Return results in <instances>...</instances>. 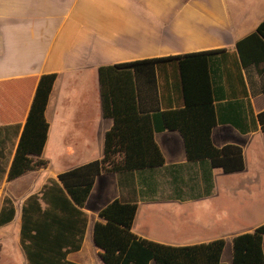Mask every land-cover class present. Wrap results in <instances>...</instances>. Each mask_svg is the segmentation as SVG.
<instances>
[{
	"label": "crops",
	"instance_id": "crops-1",
	"mask_svg": "<svg viewBox=\"0 0 264 264\" xmlns=\"http://www.w3.org/2000/svg\"><path fill=\"white\" fill-rule=\"evenodd\" d=\"M263 21L264 0H0V129L10 128L0 134V212L6 198L16 212L0 227V237L13 234L19 241L22 206L49 180L103 158L113 120L103 117L101 67L202 52L236 55L237 43ZM229 55L211 62L218 117L212 141L217 148L240 146L245 169L232 174L213 169L212 193L198 198L199 169L187 162L182 136L157 130L165 166L97 177L84 209L89 223L83 245L68 255L70 262L103 264L94 226L99 212L117 199L137 201V236L170 246L223 239L225 264H233V239L264 224V132L258 123L253 129L250 115V107L254 116L264 112L262 80L255 67L241 69L240 77ZM47 74H57L45 112L49 133L41 159L47 166L9 181L39 79ZM156 88L160 105L152 116L183 107L175 64H160ZM154 123L160 127L159 118ZM226 179L233 180V189L223 188ZM224 193L238 199V228L224 212ZM149 218L156 234L145 230ZM19 253L27 264L21 246Z\"/></svg>",
	"mask_w": 264,
	"mask_h": 264
},
{
	"label": "trees",
	"instance_id": "trees-1",
	"mask_svg": "<svg viewBox=\"0 0 264 264\" xmlns=\"http://www.w3.org/2000/svg\"><path fill=\"white\" fill-rule=\"evenodd\" d=\"M236 51V55L202 52L99 69L103 117L113 120L105 136L104 156L60 174L57 180H49L41 192L25 200L19 241L27 264H75L67 257L82 248L89 223L84 209L97 177L152 172L164 167L165 158L155 140L157 130L175 131L182 136L187 162L199 169L198 198L212 193L213 169L226 174L245 169L240 146L228 144L217 148L212 141L218 117L211 62L218 54L231 56L240 77L241 69L255 67L264 92V21L237 43ZM163 63L175 64L180 72L183 107L161 112L157 117L151 113L159 111L156 77ZM56 80L57 74L39 79L8 173L9 181L47 166L41 159L49 133L45 112ZM250 115L253 129H257L258 123L264 132V112L254 116L250 107ZM156 118L159 128L154 123ZM237 127L247 131L242 125ZM8 129H0V134ZM1 175L2 172L0 180ZM137 210V201L117 199L99 212L101 220L95 223L93 239L103 264H225L223 239L170 246L137 236L133 232ZM15 213L12 201L6 198L0 212V227L11 223ZM233 264H264V224L233 239Z\"/></svg>",
	"mask_w": 264,
	"mask_h": 264
},
{
	"label": "rangeland",
	"instance_id": "rangeland-1",
	"mask_svg": "<svg viewBox=\"0 0 264 264\" xmlns=\"http://www.w3.org/2000/svg\"><path fill=\"white\" fill-rule=\"evenodd\" d=\"M223 188L228 187L233 189V180L232 179H226L222 180ZM224 212L225 210L230 212L232 215V222L234 226L238 228L239 225V204H238V199H233L231 196L230 198H225V193H224ZM235 197V196H234ZM242 201H244L242 199ZM250 202L247 199V203ZM204 212V208H199L198 214H202ZM224 215V213L222 212ZM232 224V225H233ZM154 223L153 221L149 218L145 222V230L149 231L152 234H156L157 232L154 231ZM225 230V228H224ZM20 246H19V241L17 240L16 236L13 234H8V236L2 235L0 237V264H23V259L19 253Z\"/></svg>",
	"mask_w": 264,
	"mask_h": 264
}]
</instances>
